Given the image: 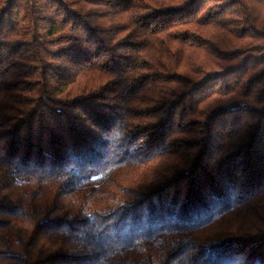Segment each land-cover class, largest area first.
Listing matches in <instances>:
<instances>
[{
	"label": "trees",
	"instance_id": "obj_1",
	"mask_svg": "<svg viewBox=\"0 0 264 264\" xmlns=\"http://www.w3.org/2000/svg\"><path fill=\"white\" fill-rule=\"evenodd\" d=\"M0 264H264V0H0Z\"/></svg>",
	"mask_w": 264,
	"mask_h": 264
}]
</instances>
